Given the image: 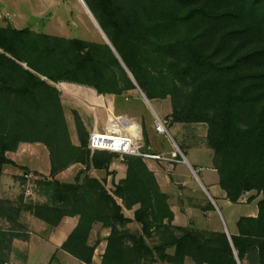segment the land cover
<instances>
[{
	"label": "trees",
	"instance_id": "1",
	"mask_svg": "<svg viewBox=\"0 0 264 264\" xmlns=\"http://www.w3.org/2000/svg\"><path fill=\"white\" fill-rule=\"evenodd\" d=\"M84 1L132 77L107 43L0 26V177L4 165H16L6 152L21 142L42 143L50 161L49 175L36 180L47 199L15 207L0 198V218L13 230L24 210L52 230L64 217L77 216L60 248L84 264L99 243L98 237L90 241L95 224L109 229L100 264H184L187 257L196 264H264V0ZM57 81L117 96L139 88L150 102L169 97L170 125H207L206 143L225 197L235 203L245 192L261 194L256 215L239 217L230 237L173 224L167 193L138 155L122 156L125 177L112 180L108 190L105 177L87 171L113 174L109 166L119 155L88 148L89 132L76 110L78 143L72 142L52 84ZM74 163L84 166L74 181L55 178ZM134 207L127 217L123 209ZM132 221L141 233L125 227ZM2 228L0 264L20 236ZM153 235L158 242L150 245L146 238Z\"/></svg>",
	"mask_w": 264,
	"mask_h": 264
},
{
	"label": "rangeland",
	"instance_id": "2",
	"mask_svg": "<svg viewBox=\"0 0 264 264\" xmlns=\"http://www.w3.org/2000/svg\"><path fill=\"white\" fill-rule=\"evenodd\" d=\"M82 5L80 0H0V26L29 28L35 32L66 38L76 37L98 43L110 42L102 28H99ZM115 103L117 112H124L131 118L140 119V116H143L145 119L149 145L155 153L162 155L160 159L145 157V162L153 166L157 172V181L161 185V190L169 194L170 202L176 206L177 216L174 217L173 224L207 230L224 231L226 228L229 233H234L236 221L239 217L256 215L257 203L261 198V194L254 190L248 191L237 202L233 203L225 197L224 191L218 185V174L212 163L213 152L206 143L207 125L205 123H173L170 125L169 120H166L171 111L169 97L152 100L151 105L153 108L150 109L149 104L138 88L116 96ZM65 110L69 111L67 104ZM72 111L70 110L65 117L70 134L76 135ZM115 117L122 116L117 115ZM156 117L165 121L168 133L163 134L155 130ZM137 126L138 142L140 150L141 148L143 150L144 141L140 126L138 124ZM37 143L36 146L34 145L35 152H30V154L21 153L23 155L18 158L20 165L12 168L15 174L9 180L3 182L1 174L2 198L7 200L11 206H22L29 202L47 199L45 190L37 186L36 180L49 175L50 169L47 170L50 163L49 155L46 147L42 143ZM175 150H177L176 157H173L171 153ZM118 155L122 159L123 155ZM165 158L180 161L172 163L165 160ZM30 168H37L43 172L31 170ZM3 169L4 167L2 173ZM80 170L68 171L64 175L65 177L58 180L74 181ZM103 172L105 173V171ZM105 175L107 176L106 173ZM166 176H168V180L165 179ZM106 183L107 189L112 190L113 187L107 186ZM250 197L253 198L250 199ZM134 209L135 207L132 208L133 211ZM128 210L124 208L123 212L125 213ZM21 212L28 211L22 210ZM21 212L16 217V221L13 222L16 230H20L18 220L22 214ZM0 226L2 225L0 224ZM125 227L134 233H141L140 225L135 221L126 224ZM97 234H99V231ZM97 237L99 238V235L94 239L90 238V241L93 242ZM146 241L148 244L153 245L158 242V237L153 235L147 237ZM167 251L172 252L173 248L170 247ZM154 264L170 263L157 260ZM184 264L196 263L187 257Z\"/></svg>",
	"mask_w": 264,
	"mask_h": 264
},
{
	"label": "crops",
	"instance_id": "3",
	"mask_svg": "<svg viewBox=\"0 0 264 264\" xmlns=\"http://www.w3.org/2000/svg\"><path fill=\"white\" fill-rule=\"evenodd\" d=\"M60 92V99L63 106L64 114H68L70 110H76L80 118L82 119L88 132L95 131H105L110 119L117 115H121L127 122H135L140 126V132L142 133L143 121L145 126V119L140 116V119H135L128 117L124 112L116 111L115 94H102L98 93L93 87L68 81H57L52 82ZM149 101V100H148ZM150 102V101H149ZM67 104L68 112L65 110V105ZM149 108L152 109L151 102ZM91 124V125H90ZM90 126V127H89ZM70 131V130H69ZM129 132L128 126L125 129ZM138 134V133H137ZM71 140L74 144L78 143L77 134H70ZM139 137V136H138ZM149 139V138H148ZM38 143H28L21 142L15 151H7L6 156L10 158L17 166L20 165L18 158L21 157L23 152L29 153L35 152ZM149 148L151 146L149 145ZM121 157L116 158L109 166L110 171H114L113 174L105 175L102 169L90 168L87 173L90 176H94L98 179L106 177L107 186H112V180L118 182L121 178L125 177L126 166L121 161ZM165 160H167L165 158ZM172 163H177L179 161L167 160ZM186 161V159H184ZM10 164L4 165L2 178L3 182L9 180L12 175L15 174L13 167ZM148 167L154 172L156 179L157 172L151 164H147ZM81 163H74L64 170L56 174V178L60 179L65 177L68 171H75L83 168ZM38 172H43L37 168H30ZM50 169V163L48 164L47 170ZM10 173V174H9ZM165 179H169L166 176ZM160 188L161 185L159 184ZM2 190L0 188V198H2ZM167 195H169L167 193ZM3 199V198H2ZM119 201V200H118ZM168 201L172 211L174 212V217L176 218L175 205L170 202V197L168 196ZM127 212V213H126ZM124 214L127 217H132L133 210L129 209ZM22 213V212H21ZM4 221V222H3ZM19 227L20 230L8 229L9 223L4 219L0 218V224L2 225V230H10L20 234V236L13 237L11 242V247L4 250V256L7 257V261L4 264H84L77 258L73 257L69 253L62 250L60 247L64 240L67 238L68 234L72 231L78 221L77 216H66L64 217L59 225L48 231L47 224L39 219L38 217L32 215L29 212H23L19 216ZM5 225H3V223ZM100 224H95L90 238L94 239L99 235V243L96 246L92 261L90 264H100L101 255L106 247V236L109 233V229L99 227ZM99 231V234L97 232Z\"/></svg>",
	"mask_w": 264,
	"mask_h": 264
},
{
	"label": "built area",
	"instance_id": "4",
	"mask_svg": "<svg viewBox=\"0 0 264 264\" xmlns=\"http://www.w3.org/2000/svg\"><path fill=\"white\" fill-rule=\"evenodd\" d=\"M155 130L157 132L166 134L168 130L165 121L159 117L155 118ZM127 122L123 117H114L109 120L105 131H91L89 132L88 148L94 150H106L116 152L121 155L131 154L142 156L143 158H162V155L157 153L143 152L140 150L138 142V135H135L131 130L126 132ZM179 151V149L177 148ZM172 151V156L176 157V151ZM178 161V160H177Z\"/></svg>",
	"mask_w": 264,
	"mask_h": 264
},
{
	"label": "water",
	"instance_id": "5",
	"mask_svg": "<svg viewBox=\"0 0 264 264\" xmlns=\"http://www.w3.org/2000/svg\"><path fill=\"white\" fill-rule=\"evenodd\" d=\"M82 2H83V4L85 5V7L87 8V10H88V12L90 13V15L92 16V18L95 20L96 24L99 26V28H101L100 25L98 24L97 20L95 19L94 15H93L92 12L90 11L89 7H88L87 4L85 3V1L82 0ZM105 36H106V35H105ZM107 44L111 47V49H112L113 52L115 53L116 57L119 59L120 63L122 64V66L124 67V69H125V71L128 73V75H129L130 77H132V76H131V73L129 72V70L127 69V67L125 66V64L123 63V61H122L121 58L119 57V55L117 54V52H116V50L114 49V47L112 46V44H111L109 41L107 42ZM133 81H134V79H133ZM134 82H135V81H134ZM138 89H139V88H138ZM139 90H140V89H139ZM140 92H141V90H140ZM141 93H142V95H143L145 101H146L148 104H150L149 101H148V99H147L146 96L144 95V93H143V92H141ZM148 152H150V153H154L155 151H154L152 148H148ZM224 231H225V233L228 235V237H230V236H229L230 233L228 232V230H227L226 228L224 229ZM238 264H239V262H238Z\"/></svg>",
	"mask_w": 264,
	"mask_h": 264
},
{
	"label": "bare ground",
	"instance_id": "6",
	"mask_svg": "<svg viewBox=\"0 0 264 264\" xmlns=\"http://www.w3.org/2000/svg\"><path fill=\"white\" fill-rule=\"evenodd\" d=\"M81 2H82V0H80ZM82 4H83V2H82ZM84 5V4H83ZM82 5V6H83ZM84 7H85V5H84ZM86 8V7H85ZM86 10H87V8H86ZM88 11V10H87ZM90 14V13H89ZM127 125V124H126ZM128 129L129 130H131L135 135H137V133H138V126H137V124L135 123V122H129L128 123Z\"/></svg>",
	"mask_w": 264,
	"mask_h": 264
}]
</instances>
